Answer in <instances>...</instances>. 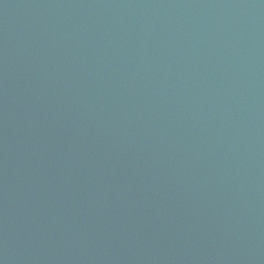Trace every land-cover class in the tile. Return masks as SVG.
Segmentation results:
<instances>
[{"label":"water","instance_id":"water-1","mask_svg":"<svg viewBox=\"0 0 264 264\" xmlns=\"http://www.w3.org/2000/svg\"><path fill=\"white\" fill-rule=\"evenodd\" d=\"M0 264H264V0H0Z\"/></svg>","mask_w":264,"mask_h":264}]
</instances>
